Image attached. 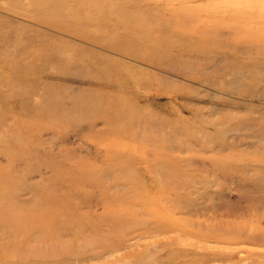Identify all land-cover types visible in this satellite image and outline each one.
<instances>
[{
	"label": "rangeland",
	"instance_id": "rangeland-1",
	"mask_svg": "<svg viewBox=\"0 0 264 264\" xmlns=\"http://www.w3.org/2000/svg\"><path fill=\"white\" fill-rule=\"evenodd\" d=\"M193 15L226 55L179 37ZM259 93L264 0H0V146L30 155L0 168L90 218L0 264H264Z\"/></svg>",
	"mask_w": 264,
	"mask_h": 264
},
{
	"label": "bare ground",
	"instance_id": "bare-ground-1",
	"mask_svg": "<svg viewBox=\"0 0 264 264\" xmlns=\"http://www.w3.org/2000/svg\"><path fill=\"white\" fill-rule=\"evenodd\" d=\"M190 18V17H189ZM196 16L190 18L191 25L186 31H182L181 27L176 30L179 37L188 36L194 41L193 49L197 54L208 53L210 51L216 52L220 56L226 55L229 50L227 44L223 46L214 45V36L205 37V29H198L195 27L197 20ZM179 25V24H178ZM177 26V25H176ZM179 27V26H177ZM146 36L157 40H162L160 33L155 36H150L148 27L141 25ZM238 30V29H235ZM240 30V29H239ZM154 33V32H153ZM204 34V37H203ZM255 39V37H254ZM238 40V39H236ZM235 41V40H232ZM236 46L231 48V54L237 53ZM202 63V62H201ZM242 95V93H239ZM257 97L264 98V94H257ZM44 106L33 108L35 112L44 110ZM95 109V108H93ZM20 141V140H19ZM21 142V141H20ZM12 150V151H11ZM13 149L0 146V153L8 155L9 165L16 159L30 158L29 150L18 149L17 152ZM20 157V158H19ZM74 171V170H73ZM70 172V173H69ZM72 171H68L66 175L62 176V180L69 183L71 194L73 191L81 189L82 186L97 183L98 178L89 180H74L72 178ZM10 166L7 168H0V242L2 240H9L8 243H0V257H5L9 252L15 248L19 249L26 246L27 252L38 251L42 247L57 245L61 242L63 235H78L77 231L83 224H89L90 218L86 215L83 217H75L65 210L69 207L66 197L61 198L50 191H39L35 194L33 201L29 205H19L15 198V189L11 177ZM87 184V185H88ZM13 190V192H11ZM81 201H79L80 203ZM113 224H116L113 222ZM33 246V247H32ZM42 258H45L42 256Z\"/></svg>",
	"mask_w": 264,
	"mask_h": 264
}]
</instances>
